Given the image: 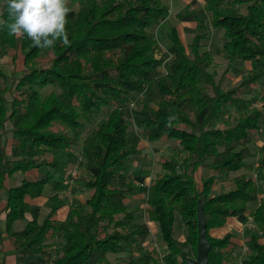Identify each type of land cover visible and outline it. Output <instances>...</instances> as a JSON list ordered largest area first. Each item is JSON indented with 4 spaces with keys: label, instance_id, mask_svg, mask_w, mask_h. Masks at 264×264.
Listing matches in <instances>:
<instances>
[{
    "label": "trees",
    "instance_id": "16d2710c",
    "mask_svg": "<svg viewBox=\"0 0 264 264\" xmlns=\"http://www.w3.org/2000/svg\"><path fill=\"white\" fill-rule=\"evenodd\" d=\"M69 7L70 46L58 42L41 50L26 36L0 30V60L15 63L22 55L20 69L0 68V203L7 178L47 168L36 180L8 187L0 245L4 237L9 241L16 264H112L111 257L116 264H159L144 247L149 221L157 226L163 263L189 264L186 259L196 256L200 200L210 242L207 264H226L233 257L231 235L212 237L211 228L245 213L258 198L252 216L264 233V195L251 176L238 173L228 189L211 192L222 176L247 166L252 137L260 131L261 111L250 94L264 77V0H203L198 10L205 14L194 11L190 40L183 42L170 27L160 58L154 57L159 47L152 28L168 16L165 0H69ZM187 11L188 5L177 15ZM0 13L7 19L5 0ZM210 29H221L224 37L219 75L209 70L213 53L203 43ZM233 65L244 69L237 83L229 76ZM84 127L82 160L68 155L85 168L79 183L88 195L70 203L63 220L55 218L64 204L57 194L48 198L42 220L27 219L28 199L41 195L52 171L63 167L62 153ZM141 141H172L183 156L178 164L159 161L162 169L145 189L147 221L138 222V207L129 203L138 192L130 162L140 155ZM258 152L255 171L264 181V145ZM247 245L241 264H264L256 231ZM54 248L55 257L42 259Z\"/></svg>",
    "mask_w": 264,
    "mask_h": 264
},
{
    "label": "rangeland",
    "instance_id": "374dc122",
    "mask_svg": "<svg viewBox=\"0 0 264 264\" xmlns=\"http://www.w3.org/2000/svg\"><path fill=\"white\" fill-rule=\"evenodd\" d=\"M166 4L168 5V19L165 20L162 24L155 26L154 32L156 34V37L158 38V41L161 44V47L163 43L165 45L169 44L167 32L170 30V27L172 25H178L180 35L182 37V40L189 41L191 36L193 35V25H194V11L199 15L205 14V10L202 7L203 0H165ZM189 6V11L185 13V15L177 16V13L181 10H184L187 5ZM215 30V31H214ZM210 29V34L207 39L203 41L204 45L213 53V64L209 67L210 71H214L217 75H219L223 69L225 68V60L223 59L221 52H220V44L224 41V37L222 35L221 29ZM185 37V38H184ZM159 47V50L154 52L155 58H160L161 53L165 51V49ZM166 48V47H164ZM22 67V55L20 54L17 61L15 63H12L10 58H3L0 60V68L5 71L6 73H9L11 69H20ZM244 69L241 65L238 66H232V68L229 70V76L231 77V81L233 83H237L239 81L240 75L243 73ZM50 87H47L45 91H49ZM250 96L254 98L252 106H256L261 110V116L259 117V124L261 126V133L262 136L255 142V140L250 144V149L252 150L254 156L257 155V147L258 144L261 142H264V77H262L254 86L253 91L251 92ZM87 127H84L81 131L80 137L77 138L75 143L70 145L68 148H66L65 152L62 153V156L64 158V171L63 175L66 171V169H72L77 172L79 175V178L77 180H73V182H69L67 184L68 188L63 192H61V195H63L64 199L67 201V203H72L73 201L78 200L80 197L83 199L88 195V190L84 188L79 181L83 178L87 177V172L85 171V168L83 165L79 164L78 162H72L69 160V153L77 156L78 160L81 161V156L79 155L81 144H82V137L84 135L85 130ZM135 135V125L130 122L129 124V133L128 137L131 138ZM144 143V142H143ZM147 143V144H146ZM144 148L142 149L140 155L134 156L133 160L130 162V174L132 175L133 181L138 186L139 192L141 196L134 197L129 200V203L132 205V208H137L135 212V220L138 222L147 221L146 214L143 210L144 206V199L143 194L145 193V183L149 177H153L155 172L160 171L162 169L160 160L163 159H170L172 163L178 164L183 156L181 151H178V148L176 149L175 144L172 141L164 142V141H157L148 143L146 142ZM47 168H41L39 172L44 173L46 172ZM247 173L255 175V158L248 159V167L245 170ZM55 172V171H54ZM204 173V172H203ZM236 173L231 172L228 173L225 176H222V178L214 183L213 187V193H217L221 190H226L231 186V178ZM15 176V175H14ZM14 176L11 179H14ZM63 181V180H62ZM260 188L262 189L261 194H264V182L260 181L259 179L256 180ZM9 184L13 185V180H9ZM47 189V188H46ZM260 194V195H261ZM78 195V197H76ZM80 196V197H79ZM76 197V198H75ZM254 202H251L248 204L249 209H253ZM45 206L37 205L32 208L31 213L35 214V217L41 218L45 214ZM156 226V225H155ZM157 227V226H156ZM177 234H183L184 228L182 225H176ZM251 231L258 232L257 228H250ZM261 235V234H260ZM156 238V239H155ZM160 248L161 243L158 241V238L154 236L152 240V236L149 235L147 237V240L144 243L145 249L148 251H152L155 254V251ZM162 248V247H161ZM249 250V249H248ZM132 252H134V249H132ZM248 251L243 249L239 253V257L235 258V261L233 264H238L242 259H240V256L243 255L246 256V253ZM58 254V251L56 248L51 249L49 253H47L44 258L47 259L49 257H55ZM127 255V254H126ZM156 256V255H155ZM125 254L120 255V260L125 259ZM157 258V256H156ZM112 264L117 263V259L111 257ZM158 259V258H157Z\"/></svg>",
    "mask_w": 264,
    "mask_h": 264
},
{
    "label": "crops",
    "instance_id": "0c3cea01",
    "mask_svg": "<svg viewBox=\"0 0 264 264\" xmlns=\"http://www.w3.org/2000/svg\"><path fill=\"white\" fill-rule=\"evenodd\" d=\"M187 5V4H186ZM203 5V4H202ZM182 11V10H181ZM179 13V12H178ZM178 16V15H177ZM169 15L167 16L166 19H168ZM179 17V16H178ZM165 19V20H166ZM165 20L163 22H165ZM162 22V23H163ZM160 23V24H162ZM158 24V25H160ZM156 25V27L158 26ZM195 25H196V21L194 20V25H193V33L195 32ZM172 26H175L178 30V33H179V36L180 38L182 39L181 37V33L179 31V28H178V25H172ZM171 26V27H172ZM154 28V27H153ZM152 28V30L154 31V29ZM214 30V29H213ZM215 31V30H214ZM155 33V32H154ZM210 34V33H209ZM209 36V35H208ZM167 37H168V32H167ZM157 38V37H156ZM185 38V37H184ZM158 40V38H157ZM169 41V40H168ZM184 42V40H182ZM187 42V41H185ZM223 42H221L220 44V47L222 45ZM164 47H167L168 45H165L163 43ZM158 47H161V44L160 42L158 41ZM163 46L161 48L163 49H166L164 48ZM220 49V48H219ZM233 66H238V65H233ZM246 67H247V64H246ZM232 68V66H231ZM230 68V69H231ZM224 70V69H223ZM261 111V110H260ZM262 113V112H261ZM261 116V114H260ZM259 116V117H260ZM260 136H262V133H261V126H260V131L255 133L252 137V142L255 140V142L258 143V139L260 138ZM146 143V141H141L140 142V146L142 147V149L144 148V146L147 144H144ZM251 142V143H252ZM261 145H264V142H261L260 144H258V147L261 146ZM250 147V146H249ZM258 147H257V155L254 156L252 150V156L248 159H252V158H255V165H256V162H257V159L259 157V152H258ZM142 151V150H141ZM248 159H247V166L242 168L240 171H236L234 173L238 174V173H241V172H245L247 175L251 176L254 180V182L256 184L257 183V175H256V172H255V175H252V174H249L247 173L245 170L247 169L248 167ZM64 169V164H63V167L62 168H59L58 170H53L52 171V179L50 180V182H48L43 191H42V194L37 196V197H34V198H29L28 199V202H29V209L28 211L26 212V218L27 219H33L35 218L36 220L40 221L43 219V217L48 213V208L46 206V203L48 201V198L53 196L54 194H57L58 197L64 201V204L63 206H61L57 212H56V215H55V218L58 219V220H63L65 218V215L67 213V210H68V207L70 205V203H67V201L64 199L63 195H61V192L65 191L66 188H68L67 185H65L63 183V170ZM40 169H31V170H28L24 173H15L13 174L11 177L7 178L4 182V189L1 191V196H2V199H1V203H0V209H2L4 207V204H5V200H6V196H7V189L9 186H12L9 184V180H13V185H16L18 184L22 178H25V179H28V180H36L38 178H40L41 176H43L45 174L44 173H41L39 172ZM55 171V172H54ZM231 173V172H229ZM235 174V175H236ZM15 175V176H14ZM14 176V179H11L12 177ZM77 178H79V175H77L76 178L72 179V182L73 180H77ZM152 177H149L145 183V186L149 183V180L151 179ZM262 181V180H260ZM264 182V181H262ZM135 184V182H134ZM135 186L137 187V194L134 196V197H139L141 196L140 192H139V189H138V186L135 184ZM213 187L214 185L212 186V190L211 192L213 191ZM47 188V189H46ZM220 192V191H219ZM213 193V192H212ZM213 194H216V193H213ZM76 197H78V195H76ZM75 197V198H76ZM80 197V196H79ZM133 197V198H134ZM260 197V196H258ZM85 198V197H84ZM84 198L82 199L81 197L78 199V201L80 202H83L84 201ZM143 199H145V193L143 194ZM76 200V199H75ZM251 202H254V206H253V209H249L248 208V204L251 203ZM259 204V199L257 198L256 200H252V201H249L247 203V210L245 213H242V214H239V215H232V216H228L225 220V223L224 225H222L221 227H215V228H211L209 230V234L212 236V237H222L224 236L225 234L229 233L231 235V238L230 240L232 241V243L234 244V249H233V257L232 259L230 260H227L226 261V264H233L234 261H235V258L239 257V253L240 251L243 249V247L247 246V241L250 239V235L252 233V231L250 230V228H257L255 223H254V220H253V216H252V212L256 209V207L258 206ZM37 205H41V206H45V214L41 217V218H37L35 217V214H32L31 211H32V208H34V206H37ZM4 220H5V211L2 210L0 212V227L4 230ZM148 225L150 227V234L152 236V240L154 238V236L157 237V227L155 226V224L153 222H149L148 221ZM258 230V229H257ZM259 234V240L260 242L264 243V233H262L260 230H258L257 232ZM261 234V235H260ZM2 236H5V232L2 233ZM156 239V238H155ZM148 250V249H147ZM249 253V250L248 252L246 253V256L247 254ZM126 255V254H125ZM245 255H243L242 257L240 256V259H244L246 257ZM19 261L18 259H16V256L14 255L13 253V249H12V246L11 244L9 243V241L4 237L3 238V241L0 245V264H16V262ZM239 264V263H238Z\"/></svg>",
    "mask_w": 264,
    "mask_h": 264
},
{
    "label": "clouds",
    "instance_id": "9594fccd",
    "mask_svg": "<svg viewBox=\"0 0 264 264\" xmlns=\"http://www.w3.org/2000/svg\"><path fill=\"white\" fill-rule=\"evenodd\" d=\"M7 19L0 13V30L27 37L31 46L51 49L58 42L70 46L67 30L69 0H5Z\"/></svg>",
    "mask_w": 264,
    "mask_h": 264
},
{
    "label": "water",
    "instance_id": "95a60500",
    "mask_svg": "<svg viewBox=\"0 0 264 264\" xmlns=\"http://www.w3.org/2000/svg\"><path fill=\"white\" fill-rule=\"evenodd\" d=\"M196 219H197V246L195 258H187L189 264H207L208 252L210 249V242L206 236V219L204 215V208L201 201L198 200L196 206Z\"/></svg>",
    "mask_w": 264,
    "mask_h": 264
},
{
    "label": "built area",
    "instance_id": "2783aa9c",
    "mask_svg": "<svg viewBox=\"0 0 264 264\" xmlns=\"http://www.w3.org/2000/svg\"><path fill=\"white\" fill-rule=\"evenodd\" d=\"M77 172L75 170H72V169H66L64 175H63V183L65 185H67L69 182L72 181V179L76 178L77 177ZM261 195H264V194H261ZM156 246V249H157V245ZM160 248L157 249V251H155V255L157 256L158 258V262L159 264H164L163 261H162V257H163V253H162V246H159ZM245 250L248 251V247L245 246L244 247ZM239 264H241V261L239 262Z\"/></svg>",
    "mask_w": 264,
    "mask_h": 264
}]
</instances>
